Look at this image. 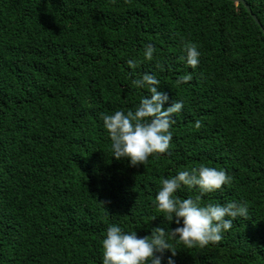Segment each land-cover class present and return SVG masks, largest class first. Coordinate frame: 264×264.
<instances>
[{"label":"trees","instance_id":"obj_1","mask_svg":"<svg viewBox=\"0 0 264 264\" xmlns=\"http://www.w3.org/2000/svg\"><path fill=\"white\" fill-rule=\"evenodd\" d=\"M244 1L261 27L229 0H0V264H102L112 223L171 233L160 181L202 163L232 180L201 203L248 215L204 248L171 239L176 264H264V0ZM186 42L201 53L194 70L179 59ZM146 71L184 108L169 151L131 166L112 157L100 113L134 109L147 90L131 79Z\"/></svg>","mask_w":264,"mask_h":264},{"label":"clouds","instance_id":"obj_2","mask_svg":"<svg viewBox=\"0 0 264 264\" xmlns=\"http://www.w3.org/2000/svg\"><path fill=\"white\" fill-rule=\"evenodd\" d=\"M155 51L152 43L145 44L144 60L152 61ZM183 52L179 59L194 70L200 63L198 46L195 42H186ZM141 62L134 56L126 60L130 75L136 73ZM191 78V73L183 74L177 82L186 83ZM131 85L147 90L135 108L100 113V119L111 141L112 157L127 158L131 166H138L144 165L152 155L169 151L174 114L183 110L184 101L172 99L169 92L160 87L161 81L154 72L137 74L131 79ZM200 125L197 120L195 126L199 128ZM231 180L225 169L203 163L192 171L179 170L163 178L154 204L164 218L176 226L171 233L166 227L151 226L150 233L141 236L137 231H125L118 223L109 224L102 240V264H165V260L166 264H176L171 239L178 240L186 248H204L220 241L237 217L248 215V208L236 201L202 204L201 198L207 193L223 191ZM182 188L198 194L181 199L176 193ZM168 251L171 255H166Z\"/></svg>","mask_w":264,"mask_h":264},{"label":"water","instance_id":"obj_3","mask_svg":"<svg viewBox=\"0 0 264 264\" xmlns=\"http://www.w3.org/2000/svg\"><path fill=\"white\" fill-rule=\"evenodd\" d=\"M229 1L240 2V3H242L243 6L247 9V11L251 14V16H252L253 20L255 21V23H256L258 26L261 27V24H260L259 20L257 19V17H256L254 14H252L250 7L248 6V4H247L244 0H229ZM261 29H262V31H263V33H264V29H263V28H261Z\"/></svg>","mask_w":264,"mask_h":264}]
</instances>
